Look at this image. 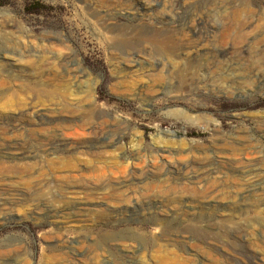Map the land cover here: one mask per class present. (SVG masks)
Returning a JSON list of instances; mask_svg holds the SVG:
<instances>
[{
  "label": "rangeland",
  "instance_id": "1",
  "mask_svg": "<svg viewBox=\"0 0 264 264\" xmlns=\"http://www.w3.org/2000/svg\"><path fill=\"white\" fill-rule=\"evenodd\" d=\"M260 80L264 0H0V136L30 142V128L55 124L26 117L58 112L79 145L68 154L31 141L19 161L0 157L11 211L0 213V264H264ZM91 125L113 144L94 145ZM63 155L94 168L69 178ZM70 204L83 208L58 211Z\"/></svg>",
  "mask_w": 264,
  "mask_h": 264
},
{
  "label": "bare ground",
  "instance_id": "2",
  "mask_svg": "<svg viewBox=\"0 0 264 264\" xmlns=\"http://www.w3.org/2000/svg\"><path fill=\"white\" fill-rule=\"evenodd\" d=\"M97 2V1H96ZM117 17H119V18H124V17H126L125 16V14L124 13H122V12H120V13H117ZM133 19V18H132ZM135 21V20H134ZM133 21V22H134ZM140 21V20H139ZM129 23V22H128ZM111 27V26H110ZM113 27V26H112ZM106 29V28H105ZM109 29V28H108ZM56 30V29H55ZM106 31H107V29H106ZM105 31V32H106ZM23 32V31H22ZM46 32H48V31H46ZM112 32V31H111ZM127 32V31H126ZM43 33V32H42ZM50 33H52L53 35H54V37H56V38H62V35L59 33V32H57V31H53V32H49V34ZM108 33H109V31H108ZM135 34V33H134ZM158 34V33H157ZM51 35V34H50ZM136 35V34H135ZM42 36V35H41ZM65 36V35H64ZM140 36V35H139ZM138 36V37H139ZM146 36V35H145ZM53 37V36H52ZM107 37V36H106ZM148 37V36H147ZM164 37V36H163ZM162 37V38H163ZM166 37V36H165ZM109 38V37H108ZM126 38V37H125ZM124 37H123V39H125ZM141 39H142V37H140ZM156 38H157V36H156ZM161 38V37H160ZM45 39H47V38H45V37H43L42 36V38H40V41L43 43V40H45ZM51 39V38H50ZM53 39V38H52ZM122 39V38H121ZM139 39V38H138ZM143 39L145 40L146 39V37L144 38L143 37ZM148 39V38H147ZM154 39V38H153ZM152 39V40H153ZM48 40V39H47ZM47 40H45L46 42H48ZM64 40H67V38L66 39H64ZM131 40V39H130ZM50 41V40H49ZM52 41V40H51ZM54 41H56L55 39H54ZM57 41H58V39H57ZM56 41V42H57ZM123 41H125V40H123ZM170 41V40H169ZM172 41V40H171ZM41 42H37V43H41ZM59 42V41H58ZM145 42H146V40H145ZM152 42V41H151ZM154 42V41H153ZM41 43V45H43V46H45V49L48 51V52H51V51H53L54 49H55V47H50L49 45L48 46H46V45H44V44H42ZM52 43V42H51ZM61 43V42H60ZM156 43V42H155ZM159 43L162 45V46H165V43H169L168 41H166V39H163V41H161V40H159ZM35 44V43H34ZM62 44H63V42H62ZM151 44H154V43H151ZM38 45V44H37ZM154 45H156V44H154ZM167 45V44H166ZM58 46V45H57ZM128 46V45H127ZM150 46V45H149ZM40 47V46H39ZM39 47H38V50H39ZM60 47V46H59ZM154 47V46H153ZM159 47V46H158ZM36 48V47H35ZM57 48V47H56ZM155 48H157V47H155ZM64 49H65V47H64ZM67 49H68V46H67ZM152 49V48H151ZM150 49V50H151ZM37 49H35V51H36ZM56 51L58 50V49H55ZM62 50H63V48H62ZM66 50V49H65ZM41 51V50H40ZM60 51H61V48H59V53H60ZM68 51V50H67ZM152 51V50H151ZM63 52V51H62ZM45 53V52H44ZM47 53V52H46ZM45 53V55H47ZM64 53V52H63ZM62 53V54H63ZM40 56H41V53H38ZM51 54V53H50ZM69 54V53H68ZM44 55V54H43ZM57 55V54H56ZM59 56H60V54H59ZM70 56V55H69ZM65 57H66V55H65ZM65 57L64 58H62V61H66V59H65ZM50 58V57H49ZM60 58V57H59ZM58 58V59H59ZM48 59V58H47ZM45 60V59H44ZM43 61V60H42ZM58 61V60H57ZM54 62V61H53ZM56 62V61H55ZM68 62H70V61H68ZM58 63V62H57ZM60 63H61V61H60ZM65 63V62H64ZM174 63V59H172V62H171V65ZM66 64V63H65ZM72 64V63H71ZM163 64V63H162ZM55 65V64H54ZM57 65V64H56ZM66 66V68H67V71H68V73H71L70 71H72L74 68L73 67H70L69 65L67 66V65H65ZM54 67V66H53ZM60 67V66H59ZM62 67V66H61ZM75 67V66H74ZM77 68V67H76ZM75 68V69H76ZM60 69V68H59ZM52 70V69H51ZM50 70V71H51ZM55 70V69H54ZM54 70H52L53 72H54ZM81 70V69H80ZM63 71V70H62ZM61 71V72H62ZM74 71V70H73ZM60 72V73H61ZM78 72V71H77ZM76 71H75V74H73V75H71V78L72 79H75V78H77L78 77V74H76L77 73ZM49 73V72H48ZM65 73V72H64ZM67 73V74H68ZM57 74H59V72L57 73ZM81 74V73H80ZM44 75V74H43ZM52 75V74H51ZM50 75V76H51ZM70 74H68V76H69ZM83 75V74H82ZM40 76H42V75H40ZM65 76V75H64ZM63 76V77H64ZM81 76V75H80ZM48 77V76H47ZM51 77H54V76H51ZM64 79V78H63ZM81 79V78H80ZM60 80V79H59ZM76 81H77V79H75ZM82 81V80H81ZM61 82H63V81H61ZM70 83L72 82V81H69ZM74 82V81H73ZM73 82H72V84H73ZM81 83V82H80ZM260 84H264V82L262 81L261 82V80H260V82H259ZM75 84V83H74ZM76 85V84H75ZM81 85V84H80ZM94 85V84H93ZM79 86V85H78ZM95 86V85H94ZM258 86V85H257ZM61 87V86H60ZM63 87V86H62ZM91 87H93V86H91ZM65 88H66V86H65ZM76 88V87H75ZM90 88V87H89ZM69 89V88H68ZM66 90V89H65ZM93 91H94V88H93ZM95 92V91H94ZM57 93V92H56ZM55 93V94H56ZM70 94V93H69ZM89 94V93H88ZM72 95V94H71ZM54 96V95H53ZM57 94H56V98H57ZM94 96V95H93ZM59 97V96H58ZM86 97V96H85ZM85 97H83L84 99H85ZM95 97V96H94ZM50 98V97H49ZM53 98V97H52ZM61 98V97H60ZM63 98V97H62ZM61 98V99H62ZM91 98H92V95H91ZM54 99V98H53ZM81 99V98H80ZM79 100V99H78ZM54 101V100H53ZM69 101V100H68ZM73 101V100H72ZM77 101V100H76ZM84 101V100H83ZM85 101H87V100H85ZM89 102V101H88ZM54 103V102H53ZM67 103H69V102H67ZM78 104V103H77ZM85 104V103H84ZM50 105V104H49ZM48 105V106H49ZM61 105V104H60ZM63 105V104H62ZM65 105V104H64ZM75 105L76 104H74V107H75ZM82 105V104H81ZM88 105V104H87ZM16 106V105H15ZM15 106H14V108H15ZM54 106H57V105H54ZM77 106V105H76ZM58 107V106H57ZM60 107V106H59ZM16 108H17V106H16ZM46 108V107H45ZM50 108V107H49ZM55 108V107H54ZM53 108V109H54ZM76 108V107H75ZM80 109H81V107H79ZM83 108V107H82ZM89 108V110H90V107H88ZM22 109V108H21ZM23 109H24V107H23ZM28 109V108H27ZM17 110V109H16ZM50 110V109H49ZM65 110V109H64ZM74 110V109H73ZM31 111V110H30ZM32 111H34V110H32ZM43 111V110H42ZM46 111H48V110H46ZM66 111H67V109H66ZM66 111H64V112H66ZM72 111V110H71ZM85 111V110H84ZM21 112V111H20ZM25 112V111H24ZM35 112H39V111H35ZM35 112L33 113V115L35 116H37V118H33V117H31V116H25L26 117V119L24 120V122L26 123V125H27V127L29 126H31V125H34L36 122H39V121H42L43 119H44V123H46V124H55L53 127H51V128H46V129H44V130H40L38 127V129L37 128H35V127H33V128H30L29 130H30V135L32 136V138H31V141H33V143H37V144H39V146H41L43 149H50V148H52L55 152L57 151H62V152H71V151H73V150H75L76 149V147H77V145H78V140H72V141H69L68 139H67V134L69 133V132H65V130L67 129L68 131L71 129V128H73V127H71V124H72V122L74 121L73 120V118L71 117V118H67V117H64V116H66V115H64V116H62L61 114H57L58 112H56V114H53V115H47V114H45V113H38V114H35ZM73 112V111H72ZM76 112V111H75ZM74 112V113H75ZM11 113H13V111L11 112ZM30 113H32V112H30ZM54 113V112H53ZM70 113V112H69ZM78 113H79V111H78ZM81 114L83 113V112H80ZM91 113V112H90ZM20 114V113H19ZM22 114V113H21ZM24 114V113H23ZM27 114V113H26ZM68 114V113H67ZM89 114V113H88ZM75 115V114H74ZM80 114H78L77 116H79ZM84 115V114H83ZM82 115V116H83ZM4 116V115H3ZM7 116H10V115H7ZM23 116V115H22ZM16 117V116H15ZM76 117V116H75ZM81 116H79V118H80ZM2 118V117H1ZM1 118H0V120H1ZM19 119V118H18ZM75 119V118H74ZM77 119V118H76ZM85 119H87V118H85ZM89 119V118H88ZM12 120V119H11ZM16 120V119H15ZM19 121V120H18ZM23 122V123H24ZM78 122V121H77ZM86 122V121H85ZM89 122H90V120H89ZM91 122H93V121H91ZM43 123V122H42ZM52 124V125H53ZM37 125V124H36ZM45 125V124H44ZM51 125V126H52ZM73 125V124H72ZM83 125V124H82ZM81 125V126H82ZM40 126H41V124H40ZM78 126V125H77ZM84 126V125H83ZM92 126V125H91ZM26 127V126H25ZM97 127V126H96ZM100 127V126H99ZM77 128H79V127H77ZM107 128V127H106ZM108 128H110V127H108ZM88 129V131L87 132H89V133H91L90 135H92V138L94 139V142H93V144L94 145H99L98 143H100V144H103L104 146H106V145H112L113 144V142H114V139L113 138H111V136L109 137V135H108V130H105V129H97V128H93V126L92 127H90V128H87ZM86 129V130H87ZM28 130V131H29ZM72 130H74V128L72 129ZM78 130V129H77ZM85 130V131H86ZM84 131V132H85ZM111 130H109V132H110ZM72 135H77L78 133L76 132V130H74L73 132H70ZM3 134V133H2ZM5 134V133H4ZM3 134V135H4ZM7 135V134H6ZM89 136V135H88ZM14 137V136H13ZM24 137H25V135H24ZM85 137V136H84ZM87 137V136H86ZM23 138V137H22ZM19 138V139H15V140H6V138L4 139V137H2V136H0V157L1 156H5V157H7V156H9L10 158H11V160L12 159H18V157L20 158V157H25L24 155H26V156H28V155H30V153H32V150H30L31 149V147H35L36 145L35 144H33L31 141L29 142V139H28V141H25L26 139L25 138ZM77 138V137H76ZM83 138V137H82ZM89 138V137H88ZM11 139V138H10ZM70 139H71V137H70ZM75 139V138H74ZM84 139V138H83ZM87 139V138H86ZM88 140V139H87ZM91 140V139H90ZM89 140V141H90ZM241 140V139H240ZM238 141V140H237ZM82 143H85L84 142V140H82L81 141ZM87 142V141H86ZM90 144V143H89ZM230 144V143H229ZM16 145H19V146H21L22 148V152L19 154V155H14V154H10V153H7V152H5L6 150L5 149H9V148H11V147H13V146H16ZM23 145H26V149H25V147L23 146ZM91 145V144H90ZM79 146V145H78ZM81 146V145H80ZM89 146V145H88ZM101 146V145H100ZM226 146V145H225ZM246 146V145H245ZM84 147V146H83ZM93 147V146H92ZM103 147V146H102ZM97 148V147H96ZM243 148V147H242ZM16 149V148H15ZM88 149V148H87ZM99 149V148H98ZM100 149H102L101 147H100ZM5 150V151H4ZM83 150V149H82ZM89 150H91V149H89ZM94 150H97V149H94ZM47 151H49V150H47ZM87 151V150H86ZM98 151V150H97ZM96 151V152H97ZM101 151V150H100ZM165 151H167V150H165ZM207 151V150H206ZM69 152H68V154H69ZM80 152V151H79ZM94 152V151H93ZM53 154H54V152H52ZM75 153V152H74ZM88 153V152H87ZM98 153V152H97ZM96 153V154H97ZM137 153V152H136ZM34 154V153H33ZM42 154V153H41ZM51 154V153H50ZM62 154V153H61ZM77 154H78V152H77ZM140 154V153H139ZM42 155H44V154H42ZM64 155H67V153L66 154H64ZM63 155V156H64ZM88 155V154H87ZM102 155H103V153H102ZM137 155H138V153H137ZM204 155V154H203ZM39 156H41V155H39ZM45 156H46V154H45ZM45 156H43V157H45ZM57 156V155H56ZM83 156V155H82ZM8 157V158H9ZM31 157V156H30ZM42 157V158H43ZM65 157V156H64ZM68 157V156H67ZM67 157H65L66 158V164H64V165H66V168L68 169V171L70 172V175H69V178H70V176L73 178V177H78V176H81L82 174H81V172L82 171H89V170H91V169H93L94 168V165H92V164H90V163H88L90 160H88V162H86V161H82L80 158V161L79 162H73L70 158L69 159H67ZM100 157H102V156H100ZM99 157V158H100ZM138 157H140V155H138ZM137 157V158H138ZM42 158H41V160H42ZM56 158V157H55ZM78 158V157H77ZM91 158V157H90ZM243 158V157H242ZM40 159V158H39ZM44 159V158H43ZM51 159H53V157L51 158ZM59 159H62V157L60 158L59 157ZM75 159V158H74ZM89 159V158H88ZM93 159H95V158H92V160ZM4 160V159H3ZM8 160V159H7ZM28 160V159H27ZM27 160H26V162H27ZM57 160V159H56ZM91 160V161H92ZM97 161L99 160V159H96ZM217 160V159H216ZM18 161H19V159H18ZM18 161H16V163H18L17 165L18 166H20L21 167V169H22V167H24L25 165V163L23 164L21 161H23V160H21L20 162H21V165H23V166H21L20 165V162H18ZM29 161H30V159H29ZM28 161V162H29ZM45 161H47V160H45ZM58 161H60V160H58ZM62 161H63V159H62ZM61 161V162H62ZM239 161V160H238ZM4 162V161H3ZM9 162V161H8ZM27 162V163H28ZM40 162V161H39ZM54 162V161H53ZM52 162V163H53ZM211 162V161H210ZM218 162V161H217ZM6 163V162H5ZM12 163V162H11ZM10 163V164H11ZM13 163H14V161H13ZM26 163V164H27ZM34 163V162H33ZM32 163V165H34ZM44 162L42 161V164H43ZM48 163V162H47ZM52 163H51V165H52ZM171 163V162H170ZM176 164H177V162H175ZM180 163V162H179ZM233 163V165H235V163H234V161L232 162ZM46 164V163H45ZM50 164V163H49ZM59 164V163H58ZM230 164V163H229ZM37 165H39V164H37ZM55 165V164H54ZM57 165V164H56ZM151 165V164H150ZM182 165H184V164H182ZM188 165V164H187ZM3 166H5V164L3 163L2 164V168H4ZM12 166V165H11ZM10 165H8V167L10 168L11 167ZM27 166H28V164H27ZM27 166H25L24 167V169L25 170H28L29 169V167H27ZM30 166V165H29ZM40 166H41V164H40ZM44 166V165H43ZM48 166V165H47ZM58 166V165H57ZM7 167V168H8ZM14 167V166H13ZM31 167V166H30ZM32 167H34V166H32ZM45 167H46V165H45ZM45 167H44V169H45ZM55 168V170L57 169H60V167L58 168V167H56V166H54ZM151 167V166H150ZM181 167V166H180ZM201 167H202V165H201ZM6 168V170H8ZM15 168V167H14ZM26 168H28V169H26ZM43 168V167H42ZM146 168H148V167H146ZM153 168V167H152ZM168 168V167H167ZM166 168V169H167ZM170 168V167H169ZM178 168V167H177ZM203 168H205V167H203ZM12 169V168H11ZM19 170V169H17V171H19V173H20V171H22V170ZM49 170H50V168H48ZM148 169H150V168H148ZM155 169V168H154ZM171 169V168H170ZM175 169V168H174ZM14 170H16V169H14ZM25 170H24V173H25ZM52 170V169H51ZM62 170V169H61ZM168 170V169H167ZM167 170H166V172H167ZM201 170V169H200ZM13 171V170H12ZM37 171V170H36ZM39 171V170H38ZM48 171V170H47ZM60 171V170H59ZM63 171V170H62ZM100 171V170H99ZM157 171V170H156ZM164 171V170H163ZM191 171V170H190ZM16 172V171H15ZM23 172V171H22ZM21 172V173H22ZM32 172H35V171H32ZM31 172V173H32ZM44 172V171H43ZM46 172V171H45ZM61 172V171H60ZM65 171H63V173H64ZM85 172H83V173H85ZM95 172V171H94ZM131 172H133V171H131ZM130 172V173H131ZM154 172V171H153ZM173 172V171H172ZM178 172V171H177ZM180 172V171H179ZM181 172H182V170H181ZM203 172V171H202ZM205 172V171H204ZM208 172V171H207ZM3 173V172H2ZM21 173H20V175H21ZM29 173H30V171H29ZM50 173H52V171H50ZM54 173V172H53ZM55 173H56V171H55ZM62 173V174H63ZM66 173V172H65ZM89 173V172H88ZM183 173H184V171H183ZM182 173V174H183ZM190 173V172H189ZM197 173H198V170H197ZM1 174V173H0ZM6 174V173H5ZM27 174H28V172H27ZM33 174H35V173H33ZM43 174H45V173H43ZM49 174V173H48ZM60 174V173H59ZM132 174V173H131ZM168 174V173H167ZM180 174V173H179ZM187 175H188V173H186ZM31 175V174H30ZM37 175V174H36ZM52 175V174H51ZM56 175H57V173H56ZM97 175V174H96ZM161 175H163V174H161ZM160 175V176H161ZM164 175H166L165 173H164ZM181 175V174H180ZM185 174H183V176H184ZM197 175V174H196ZM22 176V175H21ZM26 176V175H25ZM40 176V175H39ZM38 176V177H39ZM64 176V175H63ZM62 176V177H63ZM67 176V175H66ZM98 176V175H97ZM157 176V175H156ZM182 176V175H181ZM198 176V175H197ZM19 177V176H18ZM22 177H24V176H22ZM27 177H28V175H27ZM60 177H61V175H60ZM61 177V178H62ZM83 177V176H82ZM163 177V176H162ZM171 177H172V175H171ZM173 177H176V176H174L173 175ZM189 176H187L186 178H188ZM8 178H9V176H8ZM7 178V179H8ZM13 178V177H12ZM15 178V177H14ZM21 178V177H20ZM19 178V179H20ZM31 178H33V177H31ZM41 178V177H40ZM39 178V179H40ZM43 178V177H42ZM55 178V177H54ZM64 178V177H63ZM66 178V177H65ZM78 178H80V177H78ZM181 178V177H180ZM195 178V177H194ZM6 179V178H5ZM10 179V178H9ZM16 179V178H15ZM15 179H13V180H15ZM23 179V178H22ZM28 179H29V177H28ZM39 179H36V180H39ZM44 179V178H43ZM56 179H57V177H56ZM164 179V178H163ZM174 179H176L177 180V177L176 178H174ZM182 179H183V177H182ZM21 180V179H20ZM179 180V179H178ZM191 180V179H190ZM18 181V180H17ZM26 181V180H25ZM40 181H42V180H39V182L38 183H40ZM180 181V180H179ZM186 181V180H185ZM9 182V181H8ZM11 182V181H10ZM32 182V181H31ZM31 182H30V184H31ZM35 182V181H34ZM190 182V181H189ZM198 182H200V181H198ZM252 182V181H251ZM19 183V182H18ZM38 183H35L36 185L35 186H37V185H39ZM206 183V182H205ZM15 184H17V182L15 181ZM20 184V183H19ZM19 184H17V185H19ZM28 184V183H27ZM32 184H34V183H32ZM42 184V183H41ZM10 186L9 187H11V183L9 184ZM191 185H193V184H190V186ZM194 185H195V183H194ZM197 185V184H196ZM203 185H204V183H203ZM1 186H3V184L1 185ZM20 186H24V185H21L20 184ZM31 186V185H30ZM34 186V185H33ZM198 186V185H197ZM41 187H43V186H41ZM5 188H7V186H5ZM17 188V187H16ZM19 188V187H18ZM30 188V187H29ZM29 188H27V189H29ZM32 188V187H31ZM37 188V187H36ZM40 188V187H39ZM2 189H3V187H2ZM9 189V188H8ZM14 189V188H13ZM23 189V188H22ZM34 189V188H33ZM41 189V188H40ZM3 190H5V189H3ZM7 190V189H6ZM1 191V190H0ZM11 191V190H10ZM9 191V192H10ZM44 191V190H43ZM5 192V191H4ZM14 192V191H13ZM16 192V191H15ZM17 192H18V190H17ZM27 192L29 193V190H27ZM3 193V192H2ZM8 193V192H7ZM11 193H12V191H11ZM23 193V192H22ZM35 193V192H34ZM25 194V193H24ZM24 194H23V196H24ZM29 194H31V193H29ZM1 195V194H0ZM4 195V194H3ZM2 195V196H3ZM7 195H10V194H7ZM61 195V194H60ZM18 196H20V195H18ZM21 196H22V194H21ZM26 197H27V195H25ZM57 196V195H56ZM55 196V197H56ZM4 197V196H3ZM2 197V199L0 198V213H3V215H2V217H3V219H7V218H9V216L11 215V211H9L8 209H9V207L7 206V203L8 202H10V201H4L5 199ZM52 197H54V196H51V198ZM58 197V196H57ZM56 197V198H57ZM9 198L10 197H8V200H9ZM15 198V197H14ZM61 198V197H60ZM63 198H64V196H63ZM4 199V200H3ZM17 199H18V197H17ZM17 199H16V201H17ZM34 199V198H33ZM53 199V198H52ZM66 199H68V198H66ZM15 200V199H14ZM59 200V199H58ZM62 200V199H61ZM64 200V199H63ZM11 201H12V198H11ZM43 201V200H42ZM42 201H40V203L42 202ZM51 201V200H50ZM49 201V202H50ZM53 201H55V200H53ZM63 202V201H62ZM80 202V201H79ZM78 202V203H79ZM48 203V202H47ZM76 203V202H75ZM14 204V203H13ZM38 204V203H37ZM36 204V205H37ZM50 204V203H49ZM57 204H58V201H57ZM56 204V205H57ZM51 205V204H50ZM71 205V204H70ZM41 206H43V205H41ZM68 206V205H67ZM65 207V206H62L61 205V208L58 210V211H65V209H66V211H67V209L68 208H70V209H74L76 212H78L79 210H81L82 208H83V206H80V204H72L71 206H69V207ZM153 206V205H152ZM38 207V206H37ZM46 207H47V204H46ZM41 207L39 206V209H40ZM45 209V208H44ZM47 210H46V212H45V214L47 215V214H50L52 217L53 216H55V214L56 213H58L57 211H53V210H57V209H53V208H51L50 206H48L47 208H46ZM154 209V208H153ZM71 210V211H72ZM149 210V209H148ZM68 212H70V210H68ZM74 212V211H73ZM61 213V212H60ZM71 213V212H70ZM152 213H153V211H152ZM59 214V213H58ZM62 215V214H61ZM60 215V216H61ZM150 215V214H149ZM58 216V215H57ZM1 217V218H2ZM55 218V217H54ZM57 218V217H56ZM167 231V230H166ZM168 233V232H167ZM167 237V236H166ZM192 243V242H191ZM194 243V242H193ZM259 252V251H258ZM257 252V253H258ZM262 255V254H261ZM10 257V256H9ZM15 257V256H14ZM259 257V256H258ZM259 258H261V257H259ZM11 259V258H10ZM9 259V260H10ZM15 259V258H14ZM177 260V259H176ZM18 261V260H17ZM16 261V262H17ZM169 261V260H168ZM246 261V260H245ZM259 261V260H258ZM15 262V261H14ZM15 262V263H16ZM19 262H20V260H19ZM173 263V262H172ZM228 263V262H227ZM233 263V262H232ZM231 263V264H232ZM237 263V262H236ZM239 263V262H238ZM249 263V262H248ZM14 264V263H13ZM18 264V263H17ZM170 264V263H169ZM179 264V263H178ZM229 264V263H228Z\"/></svg>",
  "mask_w": 264,
  "mask_h": 264
}]
</instances>
